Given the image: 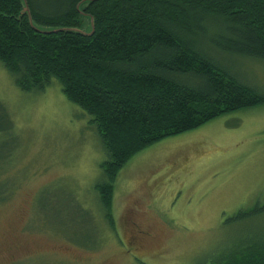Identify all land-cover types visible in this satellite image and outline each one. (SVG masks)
Instances as JSON below:
<instances>
[{
    "label": "rangeland",
    "instance_id": "rangeland-1",
    "mask_svg": "<svg viewBox=\"0 0 264 264\" xmlns=\"http://www.w3.org/2000/svg\"><path fill=\"white\" fill-rule=\"evenodd\" d=\"M211 52L264 93L260 60ZM0 109V264H203L264 237V212L247 218L264 204V104L132 156L114 182L113 227L95 189L102 143L57 81L23 91L0 62Z\"/></svg>",
    "mask_w": 264,
    "mask_h": 264
},
{
    "label": "trees",
    "instance_id": "trees-1",
    "mask_svg": "<svg viewBox=\"0 0 264 264\" xmlns=\"http://www.w3.org/2000/svg\"><path fill=\"white\" fill-rule=\"evenodd\" d=\"M82 15L87 33L76 30ZM210 50L264 69V0H0V62L16 87L41 91L54 79L95 126L105 153L95 189L112 227L114 182L132 156L264 104ZM258 212L264 204L247 218ZM203 264H264V237Z\"/></svg>",
    "mask_w": 264,
    "mask_h": 264
},
{
    "label": "water",
    "instance_id": "water-1",
    "mask_svg": "<svg viewBox=\"0 0 264 264\" xmlns=\"http://www.w3.org/2000/svg\"><path fill=\"white\" fill-rule=\"evenodd\" d=\"M24 10H26V7L24 8ZM92 25V24H91ZM78 30V29H77ZM79 31V30H78ZM82 32V31H81ZM85 33H87V32H85Z\"/></svg>",
    "mask_w": 264,
    "mask_h": 264
},
{
    "label": "flooded vegetation",
    "instance_id": "flooded-vegetation-1",
    "mask_svg": "<svg viewBox=\"0 0 264 264\" xmlns=\"http://www.w3.org/2000/svg\"><path fill=\"white\" fill-rule=\"evenodd\" d=\"M139 233H141V232L139 231Z\"/></svg>",
    "mask_w": 264,
    "mask_h": 264
}]
</instances>
